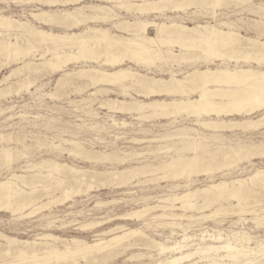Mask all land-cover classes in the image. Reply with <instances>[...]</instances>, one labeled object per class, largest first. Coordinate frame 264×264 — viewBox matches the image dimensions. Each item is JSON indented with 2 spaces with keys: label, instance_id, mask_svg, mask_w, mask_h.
Listing matches in <instances>:
<instances>
[{
  "label": "rangeland",
  "instance_id": "rangeland-1",
  "mask_svg": "<svg viewBox=\"0 0 264 264\" xmlns=\"http://www.w3.org/2000/svg\"><path fill=\"white\" fill-rule=\"evenodd\" d=\"M108 1L109 0H85V1L79 0L76 3L72 2L74 5L72 3L71 4L68 3L69 5L64 4V5H58L56 7H50L47 4L43 3L42 1H38V0H19V1L0 0V16L9 17V18H12V19L18 20V21L21 20V22H27L29 25L31 24V26L34 28L43 29L45 31H50L53 33H63L65 31H67V32H74L75 31L76 33H78V31L80 32L85 27L90 26V27L105 28L109 33H111L113 35L117 34L118 36H125V37H132V35H128L129 33L125 32L123 29H118L115 26V24H119V23L125 24L126 22H135L136 19L137 20H140V19L141 20H147V21L153 20L154 22H167L170 19V20H173L174 22L183 23V24H186L189 26L207 25L208 23H209V25L216 26L219 24V22H221V19H222L223 20L222 22L227 21V23H229V24L231 23L230 28L238 31L239 34L241 36H243V39L241 41L239 48L236 49L235 52L232 51V45H230V44H228L229 47L227 45H226V47H225V45H223L221 48L218 47L217 50L219 51V53H221V52L224 54L231 53V52H233V53L231 54V57L228 56L227 54L225 55V57H220V56L218 57L217 56L218 59L216 56L212 57V58H214L213 60H214L215 65L221 64L223 62L225 66L230 67V68L249 67V68H253L255 70L259 69V70L264 71V56H261V54H254L256 57H259V55L261 56L260 61H256L254 58L255 56L250 57L248 59L244 58L246 51H248L249 53H251V55H253V52L259 50V47H248V49H244V47L247 46V43H246L247 38H252L254 40L257 39L258 41H264V25L258 24V22H260V20L262 18L261 15L263 12L261 10H262V8H264V0H240L241 2L244 1L242 3L239 2L241 4L230 1L228 4H225V5L216 7V8L210 7V6H207L206 8H204V7L201 8L198 6V8H197L196 6H194L193 8L188 7L187 8L188 10L186 9L185 11H179V12L166 9V10H163L161 12L163 14H161V13H155L154 14L152 12L148 13V14H141V13L137 12V10L135 11V9H136L135 6L133 7V5L131 4L133 2L132 1L130 2L129 0L123 1V3L126 5V8L123 5L120 6V4L115 0H110L109 2ZM249 1H250V4H249ZM19 4H20V6H19ZM94 4L95 5H101L102 4V6L104 7L105 10L103 9V11L101 10V11H98L96 13L98 15L100 14V17L102 15L103 16L107 15L106 18L105 19L101 18L98 21H97V19L96 20L90 19V20H88L89 22L88 21L84 22L83 25L80 24L79 27H77V28L75 27V29L71 28L72 30L67 28V27H65L66 29L65 28L63 29V26H59V25L55 26L54 24L52 25L51 23L45 24L43 22L44 24H42V23H40L41 21H38L37 19L35 20V18L32 17L33 13H38L42 9L43 10H45V9L46 10H52V11L56 10L58 12V11H61V9H62V11L65 9L69 11V10H72L74 8H78L80 11L83 10L82 12H85V11L90 12L89 11L90 9L87 7H89L90 5H94ZM45 5H47V6H45ZM243 5H244V7H243ZM258 5H259V7H258ZM127 6H129L130 8H128ZM243 8H244V10H242ZM257 8H259L260 10ZM23 9H24V11H23ZM85 9H87V10H85ZM34 10H35V12H34ZM171 11H173V12H171ZM194 12H197V13H194ZM254 12H256V13H254ZM105 13H107V14H105ZM109 13H111V15ZM185 13H187V14H185ZM257 13H258V15H257ZM137 14H139V15H137ZM231 14H232V16H231ZM259 14H261V15H259ZM212 15H215V19H217L218 21L215 19H212ZM29 16L32 18H30ZM237 16H239V17H237ZM172 17H174V19H172ZM224 19H226V20H224ZM45 25H47V26H45ZM224 29L226 30L227 28H224ZM12 31L8 32V34L10 33V35H11L9 37V40L11 42H15L14 41L15 37L13 34H18V32L16 30H14V32H12ZM153 33L154 32H151V34H153ZM6 34H7L6 31H4V30L1 31L2 37L6 38L7 37ZM1 35H0V38H2ZM12 37H14V39H12ZM18 41L20 42V44H22V42H23L21 40H18ZM23 44H22V46L24 48L28 47V46H26L25 42H23ZM163 45L164 46H161L162 50H164V51L171 50L172 52L170 54H175V55H179L180 53L184 54L185 57L188 56L187 61H189V62L183 60V61H180L181 63L179 62L180 64L179 63L176 64V62L175 63L170 62L171 60H169V59L168 60L163 59L164 61H162V60L159 61V60H157V58H154L152 60L153 62H150V61L146 62V63L145 62L144 63L138 62V63H140V64H138L135 61L133 62L131 60L126 59L127 61L125 60V62L122 64V67L127 68L131 71L133 70V72L143 74V75H146L148 77L167 78L170 75L171 71H175V72L178 71L179 72L178 74H180V75H178V77H183L184 73L187 71H190V69L192 70L194 68V66L198 67V68H203V67L208 66V61L212 59V58H209V54L202 49H198V50L197 49H193V50L190 49V51L187 50V52H186V51H181L180 46H178V44H175V43L163 44ZM42 48H44V49H42ZM34 49H33L34 51L32 50L33 52L28 54V55H31L30 57L28 55L26 56L29 58H26L24 55L21 58L19 57V62H18V60L14 61L13 58L8 59L7 57L1 55L2 57L0 56V58H1L0 66L1 65L2 66L0 67V80L4 76H8L12 72L11 70L22 66L24 62H27V61L38 62L40 59L39 57L42 54V50H43V52L46 51L45 50L46 47H44V46L38 47V45H37L36 48H34ZM65 50L69 51L68 48L64 49V51ZM68 51H66V52H68ZM73 51H74V53L77 52V50L75 48H74V50L73 49L71 50L72 53H73ZM36 52L39 55L36 54ZM46 54H47V57L45 55V58H50L51 54L49 52H47ZM35 55H36V57H35ZM165 56H166V58H168L167 55H165ZM32 57H34V59ZM210 57H211V55H210ZM23 58H25L24 61H23ZM30 58H31V60H30ZM101 59H104V56H102V58H100V60ZM206 60H208V61H206ZM16 62H18L19 64ZM86 62L88 64H86ZM4 63L7 65V66L5 65L6 67L4 66ZM171 64L173 67L171 66ZM17 65H19V66H17ZM83 65L84 66L87 65L86 67H88V66H96L97 64L94 62H91V61L90 62L85 61L83 59L77 60V61H69L67 63V65H65L64 71L73 73L74 71H78L79 68L84 67ZM79 66H81V67H79ZM209 66L212 67L213 64L211 63V64H209ZM47 67L48 66H40L38 69L40 73L38 72V70L31 72L28 69H24V71H22V72L20 71V73L18 72V74H16L17 73L16 72L13 76H10L11 78H8V79H12V80H8L11 84L8 83V81H5L6 84L8 83V85H6L5 83L0 84V112H1L0 113V150H1V148H3L4 150H7L10 148L9 150H11L12 154H14L12 161H10L8 163L2 161L4 164L1 163V161H0V163L3 164V165L0 164L1 165L0 169L3 167L0 170L1 171L0 175H2V176H0V182L5 181V179L7 180L13 174L24 176L25 180L28 181L35 174L38 173V169H36V168L34 169L32 167L33 166H39L43 162H54L58 165H64V166L66 165L65 166L66 169L73 168L76 170H87L88 172H91V173H89L90 175H94V173H97V174L99 173V174L95 176L94 181H93L94 184L93 183L91 184L92 188L87 189L86 186H82L81 187L82 189H80V191L78 193L72 195L70 198L65 199L64 201H60V195L61 194H60V191L58 189H56L55 186L53 187L54 189L52 188L53 190H49L48 192H45L44 190H42L43 189L42 183H40V184L36 183V184H34L35 186L34 185L29 186L30 190H28L29 189L28 186L25 187V186L21 185V183H18L19 186L22 187L23 190L28 191V192L34 191L36 189L35 190L36 193H34V195L36 194L35 196H37L39 198L41 196L42 197L35 202V205H30L31 206V207L29 206L30 208L25 207L26 210L28 208L30 209V210L28 209L27 211L23 208V209H19V210L15 211L16 212L15 213V212H12V210H10V209H7L8 211L7 210L5 211L6 208H3L2 210L0 208V234L4 235L6 237H9V238L15 239L18 244L24 243V242H29V243H31L32 247L34 246V249H39L40 247H43L44 243L45 244L49 243L51 245H54L55 248L58 247L57 249L63 250L64 245L61 243V241H52L50 239H45L44 236L45 235H52V236L58 237L60 240L61 239L67 240L68 243H70V244H71L70 241L72 239H78L81 241H85L89 244H93V243H95V240L97 238H103L105 240H109L113 236V234L112 233H106V232L109 231L111 228H113L116 225H121V226L123 225V226H125V229H137V230H139L140 232H142V235H139V236L133 235V236H129V237L123 239L120 242L123 244L119 243V245L117 246L118 249L116 247L112 251V253L109 254L105 258H103L104 255L102 253L95 252V253L91 254V256H89L87 259H82V258L79 259L77 257L76 258L77 260L75 259L76 261H74L70 264H76V263L77 264H88V263L89 264H94V263H96V264H158L159 261L164 260V258L169 257L170 255L165 254V256H164V254L157 253L158 251H156V249L154 247H152L153 241L158 242V243H162L164 245H168L167 242L169 241V243H171L169 245H172V243L175 241H179V240L181 241L184 238V233H185L186 235L191 236V239L188 242L189 246H188V249L186 251L182 250L179 253L180 254L181 253L186 254L187 252H195L194 248H196V246L200 242L199 239L201 237V234H205L207 232V234L213 235L216 237L221 234L220 235L221 239H222L220 241L221 243H215V245H218V246L222 245L224 242H231V243H237V242L243 243L244 241H246L247 243L249 242V244H246L245 246H248L251 249L252 248L254 249L253 254H251V257H250V259L253 260L252 264H264V260L262 259V258H264V255H263L264 249H262L260 246L256 247V245H259L260 242H262V241L264 244V220H261V218L264 217V207H263L264 206V192L263 191L259 192V188H258L259 187L258 185H260L259 182H254L255 183L254 184V183L250 182V180H249V178L251 176H253L256 173V171H258V170L264 171V156H263L264 155V145H263L264 142H262V141H264V126H260L258 128L259 130L257 128H256L257 130L256 129L252 130L250 128L246 130L245 128H243V126H240V127H233L231 129L230 128H225V129L220 128V129H218V131L217 130L214 131L213 129H209V128L207 129L205 127L197 125V123L194 121L195 118L185 117L184 114H182L183 116L182 115L178 116L177 121L173 122V123H168V120H166V119H159V118H155L152 116H149V117H151L150 120H148V117L145 118L146 120L144 119V117H140V120H139V119H136V118H139L136 115L127 114V113H118V112H117L118 113L117 114L116 112H112V111L108 110V108L106 106L101 105V103L102 104L108 103L112 99H117V100H122L124 98H126L127 100L132 99L130 97L123 96L121 94V92H119V91H121L119 86L114 85V86L108 87V85H106V86L103 85V87H102V85H100L98 87L92 86V88H93L92 89L91 86H88L84 83L85 80L80 81V79H77L74 75L65 77V76H63L64 71H57L55 73L50 72L51 71L50 68L49 67L47 68ZM40 68H41V70H40ZM42 70H44L46 72L44 73V71H42ZM48 70H50V71H48ZM168 71H170V72L168 73ZM34 72L35 73L38 72V73L34 74ZM180 72H183V73H180ZM42 73H43V75H42ZM19 74L22 75V77ZM29 74L33 75V77L28 76ZM39 76H40V78H38ZM26 77H30L33 84L35 85V86L32 85L31 87H33V88L30 87V89L28 90L30 93L28 91L26 92V90H24V89L19 90L20 83H22L21 81H23ZM74 77L77 80H75ZM35 78H37V79H35ZM64 78H66V80ZM19 80H20V82H19ZM39 80H41L42 82L41 81L39 82ZM69 80H71L72 82L74 81V82L73 83L71 81L69 82ZM65 81H67V82H65ZM60 82H62V83L60 84ZM15 83L17 85H15ZM79 85H81V86L79 87ZM258 85L260 86V88L264 89V80L263 79L260 80L258 82ZM9 86H10V88H9ZM58 86L60 87V89ZM63 86H64V88H63ZM55 87L57 89H59L58 90L59 93H57L58 91L55 89ZM240 87H242V86H240ZM40 88L42 89V91L40 90ZM86 88H91V89H86ZM102 88H103V90H102ZM108 88H111L112 91L111 90L108 91ZM238 88H239V86L237 87V89ZM65 89H67V90H65ZM82 89L84 90V92ZM99 89H101V90H99ZM10 90H11V92H10ZM75 91L77 94L75 93ZM132 91L135 92L134 90H132ZM132 91L130 92V94L132 95L133 98H135L137 100H146L143 95L142 96L137 95L136 92L133 93ZM18 92L19 93L21 92L23 94L20 93V96H19ZM33 92H35V93H33ZM105 92L108 94H105ZM25 93H26V95H25ZM37 93H38V95H37ZM62 93H64V94H62ZM119 93H120V95H117ZM14 94H16V95H14ZM79 94H81L82 96ZM101 94L104 96H102ZM92 95H94V96H92ZM2 96H4V97H2ZM58 96H60V97H58ZM49 97L50 98L52 97V98L50 99ZM68 97H69V99H68ZM192 97H196V94H194ZM261 98H262L261 100H263L264 97L262 96ZM83 99H84V101H83ZM56 100H57V102H56ZM78 100H79V102L77 103ZM85 100H86V102H85ZM89 101L90 102L92 101V102L90 103ZM33 102L35 103L34 105H33ZM65 102H67V103H65ZM70 103H72V104L70 105ZM53 106H55V107H53ZM57 106H59V107H57ZM73 106H75V107H73ZM49 107H51V108H49ZM98 107L101 109H99ZM103 107L106 109H104ZM13 109H14V111H13ZM45 109H47V111ZM48 109L51 111H49ZM52 109H53V111H52ZM9 110H11L13 112H11V111L9 112ZM58 110L60 112L62 111V113H59ZM72 110H74V111H72ZM108 111H110L111 113ZM262 112H263V110L261 112L257 111L255 113V115L251 116V118L253 120L261 119L262 118L261 117ZM67 113H69V115H67ZM93 113H97V114L94 115ZM60 114H62V115L60 116ZM90 114L92 116H90ZM18 115H19V117H18ZM20 115L27 116V117H23ZM88 116H89V118H88ZM130 116H132V117H130ZM10 117H12L11 120L9 119ZM13 117H15V119ZM35 117H37V119ZM96 117H97V119H96ZM240 117L241 116H236V117L234 116V117H231L230 119H233L236 121L237 120L242 121L243 117H241V118ZM141 118H142V120H141ZM19 119H20V122H19ZM43 119H44V121L45 120L46 121L45 122L42 121ZM93 119H95V120H93ZM156 119H158V120H156ZM204 119H207V117H204ZM227 119L228 118H226V120ZM13 120H15V121H13ZM85 120H87V121H85ZM21 121H23V122H21ZM61 121H63V122H61ZM262 121L264 122V120H262ZM15 122H17V123H15ZM25 122H27V124ZM12 123L14 124L15 127L12 125ZM23 123H25V124H23ZM61 123H63L65 126L61 125ZM95 123L99 126H97ZM113 123H114V125H110ZM122 123L123 124L125 123L126 125L125 124L123 125ZM44 124H47L48 127L45 126ZM121 124L125 127V129ZM33 125H35V126H33ZM21 126H23V127L25 126V127L23 128ZM94 126L97 127V130ZM112 126H114V127H112ZM131 126H132V128H131ZM60 128H61V130H60ZM91 128H92V130H91ZM178 129H180V130H178ZM71 130H73V131H71ZM137 130H139V131H137ZM244 130H246V131H244ZM64 131H65V133H64ZM66 131H68V132H66ZM136 132H138V133H136ZM176 133H185V134H187V136H189V138L191 137V139H186V141L183 140L182 141L183 144H182V142L180 144V140L178 138H173V139L167 138L169 136V134L173 135ZM2 134L4 136L5 135L6 136L4 137ZM147 134H149V135H147ZM159 134H160V136L158 138L157 136ZM37 135L43 136L44 138L39 137ZM58 135H61V136H58ZM164 135L166 137H163ZM209 135H211L213 138ZM22 136H23V138H22ZM29 136L31 139L29 138ZM220 136H222V137L220 138ZM16 137L17 138L19 137V138L17 139ZM118 137H121L123 140L121 138H119L120 139L119 140ZM192 137H196L197 139L195 138V140H193ZM215 137H216V139H215ZM1 138H3V139L1 140ZM25 138H26V141H25ZM36 138H38V140L39 139L40 140L38 141ZM175 139H177V140H175ZM210 139H212L213 142H210V141H212ZM224 139H226V140H224ZM31 140H33V141H31ZM151 140H152V142H151ZM161 140H164V141L162 142ZM206 140L208 142L205 143L204 141H206ZM11 141H15V143L11 142ZM16 141H18V142H16ZM23 141H24V143H23ZM41 141H43V142H41ZM44 141H46V142H44ZM63 141H65V142H63ZM137 141H141V142H137ZM147 141H149V142H147ZM219 141H220V143H219ZM227 141H229V142L227 143ZM258 141H260L261 143ZM32 142H35V143H32ZM66 142H68L70 144H68ZM71 142L78 144L77 149L78 148H80V149L84 148V149L83 150H80V149L77 150L76 149L77 150L76 152L68 153L69 150L75 149V148L73 149V145L71 144ZM129 142L131 145L129 144ZM239 142H242V143H239ZM16 143H18V145ZM43 143H44V145H42ZM46 143H49V144H46ZM141 143H142V145H141ZM194 143L196 144L194 150H193V148H192V150L191 149H187V150L184 149V147H187L188 145H191ZM230 143H232L233 145L232 144L230 145ZM26 146H28V147H26ZM32 146H33V148H32ZM38 146H39V148H36ZM47 146H49V147H47ZM60 146L61 147L63 146L65 148L64 149L61 148L63 150H59ZM68 146L69 147L72 146V147L69 148ZM146 146H147V148H146ZM164 146H165V148H164ZM237 146H238V148H240V146H242L241 150H243V151L240 150L239 154L236 155L234 153V151L236 149H238ZM127 147H129V148H127ZM260 147L261 148L263 147V148L260 149ZM21 148L22 149L24 148L23 149L24 151ZM28 148H29V150H28ZM40 149H42V150H40ZM183 149L186 151H184ZM50 150L53 152L51 153ZM198 150H200V152L202 150V152L200 153V152H198ZM114 151H116V152H114ZM133 151H135V152H133ZM192 151H195V152H192ZM66 152L68 153V156H67ZM82 152L84 154H82ZM86 153L89 155H87ZM144 153H146L147 156ZM69 154H72V155H69ZM119 154H121V155H119ZM130 154H132V155L134 154V155L130 156ZM194 154H197L199 156V159L198 160L195 159L193 161H185L187 163H186V165H184L183 169L181 167H179V168H167V169H162V170L152 172V173H146L143 175L141 174V173H144L147 171H151L154 168H156L157 166L162 165L163 163H167L171 159L176 158L177 156H184V157L190 158V157H193ZM106 155L109 157L106 158L105 157ZM234 155H236V156H234ZM249 155H251V156H249ZM254 155H256V156H254ZM15 156H17L19 158V160H17L18 158ZM79 156H80V158H79ZM90 156H92V157H90ZM134 156H136V158ZM104 157H105V159H104ZM115 158H116V160H115ZM13 160H16V161L14 162ZM30 160L32 162H30ZM56 160L59 162H57ZM248 160L250 163L247 162ZM33 161H35V162H33ZM23 165H25V166H23ZM21 166H23V167H21ZM5 167H7V168H5ZM79 167H81V168H79ZM123 167L125 169H123ZM4 168H5V170H4ZM251 168H253V169H251ZM28 169L30 170V172ZM126 169H136L137 172L134 171L132 174H129L128 177H126L127 174L123 175V176H121V179L119 178V179H117V180L115 179L113 181H111L112 177H110V175H107L111 172L123 171ZM203 169H208V170L202 171ZM41 171H42V169H41ZM46 171L47 170L43 169L42 174L46 175V173H48ZM66 173H67V171H66ZM27 176H28V178H27ZM54 176H58V175L54 174ZM40 179H43V178H39L36 181H42ZM119 180H127L125 183L127 185L118 184L120 182ZM237 180H246V183L243 184V186L241 185V187L237 186V188H233V190H235L234 191L235 195H233V196L225 195V197H223L222 199L220 198L217 201L218 203H216V202L210 203L209 204L210 207H208V206L205 207L207 209L203 208L201 210H193V209L192 210L191 209L186 210V212H185L186 214L185 213L184 214L187 218L183 217L186 219H183L180 221L178 219L175 222V223H177L178 227L181 226L179 228L177 227V225L176 226L168 225L169 223L173 222L169 218H163V219H159V220H157V219L156 220H149V218H151L152 214L162 213L161 210L160 211L158 210L157 212L155 211L156 213L155 212H151V214L149 213L150 215L148 214L146 216V218L145 217L142 218L143 220L142 219H128L127 220V218H123V215L130 213L133 210L141 209L142 206L145 204V199H146L147 204L156 205V204H158L160 199H163L168 194L169 195L174 194V193L175 194L176 193L181 194L186 190H192L193 191L196 189H202L205 187H209L212 183H216V182L218 183L220 181H225L227 183H231L232 181H237ZM101 183H103V185H100ZM47 184L48 183H46V185ZM113 184H115V185H113ZM106 185H108V186H106ZM36 186H38V187L36 188ZM102 186H104V189L102 188ZM173 186H175V187H173ZM97 188L100 190H98ZM54 190H55V192H54ZM95 190H98V191H95ZM51 191H53V192H51ZM250 191L258 192L257 196H259V197L257 198L256 195H253V197H252V195L250 194ZM47 193L49 196L48 195L46 196ZM128 193H130V194H128ZM79 195H81V196H79ZM254 196H255V198H254ZM245 197L246 198L249 197L248 199H250V200H247L248 202H254L255 200L257 202L260 201V203L256 204V205L260 204L259 205L260 207L259 206L253 207V205H250L252 207L247 206V209L245 207L243 210L244 211L243 213L246 212L243 215L242 213H240L238 211V208H239L238 205L241 204V202H243L242 200ZM261 200H262V202H261ZM114 202L115 203L118 202V203L114 204ZM124 202H125V204H124ZM201 203L202 202L199 199L198 204H201ZM42 204H45L46 206L44 208H42V210H38L39 213L35 212L36 214L35 213L30 214L28 217V214L32 211V209H34L36 206H42ZM110 205L112 207H110ZM98 206H100V207H98ZM138 207H140V208H138ZM211 207H213V208H211ZM178 208H179V204L176 205V211H173L172 213L182 214L183 212ZM233 208H234V211L232 210ZM215 209L220 210V211L218 210L219 216H216V218H212V219H202V215H209ZM253 209H258V211L261 210L259 212L260 217L258 218L261 221V222L258 221L260 223L254 222L252 220V218H254L256 215L248 213L249 211H251ZM222 210H224V211H222ZM231 211H233V213H230ZM20 212H22V214ZM223 212H225V213H223ZM167 213H169V211ZM261 213H263V214H261ZM240 214H241V216H240ZM52 215H54L53 218H50V216L52 217ZM25 216H27V217H25ZM225 216L226 217L229 216V217L226 218ZM46 217L48 218V221L46 219H44ZM41 219H42V221H41ZM45 220H46V222H45ZM70 220H73V223ZM206 220H208V221H206ZM52 221H53V223H51ZM92 221H94V222L91 223ZM213 221H216V222H213ZM102 222H105V223L107 222V223L104 224ZM39 224L41 226H38ZM47 224H49L50 227H49V225L47 226ZM90 224H93V225H91L92 228H91ZM258 224H260V225H258ZM66 225H68V226H66ZM101 225H102V227H101ZM257 227H260V228H257ZM85 228L86 229L88 228L87 231ZM94 228H95V230H94ZM171 230H174V231H171ZM124 232L125 231H116L114 233L116 235H122ZM172 234L175 237H173ZM235 234L237 235L236 237L234 236ZM95 235H98V236H95ZM99 235H101V236H99ZM41 237H43L42 240L37 239V238H41ZM82 237H83V239H81ZM147 237H148L149 241L147 240ZM140 238H141V240H140ZM206 238L208 239V237H206ZM36 243L37 244L39 243V245H37ZM128 244H130V247ZM21 245L22 244L17 245V246L21 247ZM1 246H2V249H4V248L6 249V247H7L6 243L4 242L3 239H0V248H1ZM128 248H129V250L125 251V249H128ZM1 250H0V256L2 258L0 257V261L10 262L13 260L10 256L9 257L4 256L2 254V252L4 250H2V251ZM151 251H153V252H151ZM260 251H261V253H260ZM179 253L174 254V256H176L177 254H178L177 256H180ZM255 254H257V255H255ZM260 254H262V255H260ZM252 255H255V256H252ZM258 255H259V257H258ZM192 257L193 258H188L187 260L180 262V264H195V262H197L198 264L201 263L199 261L200 260L199 255H196V256L193 255ZM92 259H93V261H92ZM66 263H67V261H63V260H59V261L51 260L50 261V264H66ZM27 264H45V263L43 261H40V262L38 261L37 263H27ZM201 264H203V263H201Z\"/></svg>",
  "mask_w": 264,
  "mask_h": 264
},
{
  "label": "bare ground",
  "instance_id": "bare-ground-1",
  "mask_svg": "<svg viewBox=\"0 0 264 264\" xmlns=\"http://www.w3.org/2000/svg\"><path fill=\"white\" fill-rule=\"evenodd\" d=\"M6 1V0H5ZM13 1H19V0H13ZM38 1H42L43 3L47 4L50 7H56L58 5H64V4H68V3H76L79 0H38ZM85 1V0H84ZM110 1V0H109ZM108 1V2H109ZM117 1L120 6H125L126 5L123 3V1L125 0H115ZM130 2L132 1L133 3H131L133 5V7L135 6V11L137 10V12L141 13V14H148V13H161L163 10L169 9V10H173V11H185L188 7L193 8L194 6H196L198 8L199 7H204L206 8L207 6L210 7H219L225 4H228L230 1L235 2V3H239L241 2L240 0H129ZM4 2V1H3ZM31 2V1H30ZM114 2V1H113ZM244 2V1H242ZM241 2V3H242ZM9 3V2H8ZM16 3V2H15ZM72 3V4H73ZM129 3V2H128ZM239 3V4H241ZM17 4V3H16ZM28 4V3H27ZM30 4V3H29ZM80 4V3H79ZM83 4V3H82ZM112 4V3H111ZM127 4V3H126ZM250 4V1H249ZM259 4V3H258ZM262 4V3H261ZM45 5V6H47ZM69 5V4H68ZM74 5V4H73ZM131 5V6H132ZM245 5V4H244ZM243 5V7H244ZM20 6V4H19ZM39 6V5H38ZM72 6V5H71ZM76 6V5H75ZM130 6V5H129ZM129 6H127L128 8H130ZM192 6V7H191ZM232 6V5H231ZM253 6V5H252ZM67 7V6H66ZM82 7V6H81ZM110 7V6H109ZM247 7V6H246ZM259 7V5H258ZM86 8V7H85ZM88 10L90 12H82L80 11L78 8H74L72 10H63L61 9V11H52V10H41L38 13H33L32 17L35 18V20L37 19L38 21H41L40 23L42 24H54L55 26L59 25V26H63V29L65 27L71 29H75V27H79V25H83L84 22H87L88 20L92 19V20H96L97 21L99 19H105L106 16H101L100 14L98 15L96 12L98 11H103L104 7L101 5H90ZM115 8V7H114ZM121 8V7H120ZM189 8V9H190ZM55 9V8H54ZM112 9V8H111ZM134 9V8H133ZM236 9V8H235ZM253 9V8H252ZM251 9V10H252ZM259 9V8H257ZM87 10V9H85ZM105 10V9H104ZM188 10V9H187ZM192 10V9H191ZM239 10V9H238ZM244 10V8L242 9ZM250 10V9H249ZM260 10V9H259ZM24 11V9H23ZM32 11V10H31ZM111 11V10H110ZM129 11V10H128ZM171 11V12H173ZM248 11V10H247ZM246 11V12H247ZM254 11V10H253ZM252 11V12H253ZM263 13L262 18L260 20V22H258V24H263L264 25V8H262L261 10ZM260 11V12H261ZM2 12V11H1ZM4 12V11H3ZM35 12V10H34ZM109 12V11H108ZM198 12V11H197ZM194 12V13H197ZM201 12V11H200ZM258 12V11H257ZM5 13V12H4ZM3 13V14H4ZM199 13V12H198ZM256 13V12H254ZM23 14V13H22ZM107 14V13H105ZM111 15V13H109ZM163 14V13H161ZM160 14V15H161ZM187 14V13H185ZM192 14V13H191ZM228 14V13H227ZM31 15V14H30ZM113 15V14H112ZM117 15V14H116ZM139 15V14H137ZM224 15V14H223ZM258 15V13H257ZM232 16V14H231ZM11 17V16H10ZM18 17V16H17ZM30 17V16H29ZM30 17V18H32ZM239 17V16H237ZM255 17V16H254ZM253 17V18H254ZM33 18V19H34ZM109 18V17H108ZM107 18V19H108ZM116 18V17H115ZM168 18V17H167ZM166 18V19H167ZM181 18V17H180ZM256 18V17H255ZM24 19V18H23ZM110 19V18H109ZM108 19V20H109ZM172 19H174V17H172ZM212 19H215V15H212ZM241 19V18H240ZM123 20V19H122ZM134 20V19H133ZM170 20V19H169ZM167 22H154L152 21H147V20H137L135 22H124L125 24L119 23V24H115V26L118 29H123L125 32L129 33L128 35H132V37H125V36H118L117 34H111L109 33L105 28H99V27H90L87 26L85 27L82 31H78V33L74 32H63V33H53L50 31H45L43 29H38V28H34L31 26V24L29 25L27 22H21L18 20H14L12 18L9 17H5V16H0V35H1V31L4 30L7 32L6 34V38L5 37H1L0 38V56L3 55L5 57H7L8 59L13 58L14 61L18 60L19 62V57L21 58L23 55L26 57L28 54H30L31 52H33L36 48V46H44L46 47V51L43 52L42 50V54L40 55V59L38 62H32V61H27L24 62L22 66L17 67L13 70H11L12 72L8 75V76H4L1 80H0V84L5 83V81L8 80H12V79H8L11 78L10 76H13L16 72V74H18V72L20 73V71H24V69H28L31 72L32 71H37L39 69L40 66H48L50 68V72H57V71H64V67L65 65H67V63L69 61H77V60H85V61H91L96 63V66H84L82 68H79L78 71H74L73 73L71 72H67L64 71V75L65 77L67 76H72L74 75L77 79H80V81H84L85 80V84L88 86H100L103 85L106 86H119L121 91V94L125 97H130L132 99L127 100L126 98L122 99V100H117V99H112L110 100L108 103L102 104L108 108V110L112 111V112H118V113H127V114H133L136 115L140 120V117H144V119L146 117H148V120H150L151 117H155V118H159V119H166L168 120V123H173L177 121L178 116H181L182 114L185 115V117H191V118H195V122L197 123V125H200L202 127L205 128H209V129H213L214 131H218V129H225V128H233V127H240L243 126V128L247 129H258L260 126H264V122L262 120H264V98L263 100H261L262 96L264 97V89L260 88V86L258 85V82L260 80H264V71L262 70H255L253 68H249V67H234V68H230L224 65V63L222 62L221 64L215 65L214 63V58L212 57H225V55L227 54L228 56L231 57V53H219V51L217 50L218 47H222L223 45L228 46V44L232 45V51L235 52L236 49L239 48L241 41L243 39V36H241L239 34L238 31L231 29L230 28V24L226 22H222L223 20L221 19V22H219L218 25L216 26H212L209 25V23L207 25H194V26H189L183 23H178V22H174L173 20ZM178 20V19H177ZM217 20V19H215ZM226 20V19H224ZM26 21V20H25ZM182 21V20H181ZM218 21V20H217ZM44 22V23H43ZM89 22V21H88ZM92 22V21H91ZM106 22V21H105ZM255 22V21H254ZM36 23V22H35ZM38 25V24H37ZM89 25V24H88ZM47 26V25H45ZM51 26V25H50ZM49 26V27H50ZM255 26V25H254ZM53 27V26H52ZM40 28V27H39ZM55 28V27H54ZM224 28H227L226 30ZM60 29V28H59ZM66 29V28H65ZM115 29V28H114ZM13 30V31H12ZM14 30H16L18 32V34H13L14 37H12V39H14L15 42H11L9 40V37L11 36L10 33L8 34L9 31L14 32ZM72 30V29H71ZM16 32V33H17ZM120 32V31H119ZM151 32H154L153 34H151ZM124 33V32H123ZM12 35V36H13ZM18 40H21L23 42L26 43V46L28 47H23L22 44H20V42ZM178 44V46H180V50L181 51H186L190 49H202L204 51H206L209 54V58H212L211 60H206L208 61V66L203 67V68H198L195 67L190 71H187L184 73L183 77H178L179 72H175V71H168V73L170 72V75L167 78H162V77H148L146 75L143 74H139L136 72H133V70H129L127 68H123L122 64L125 62V60H131V61H135L136 63L138 62H153L152 60L154 58H157V60H162L166 59V60H171L170 62H176V64H178L180 61H187L188 56L185 57L184 54H179V55H175V54H170L172 51L171 50H162L161 46H164L163 44ZM246 43L247 46L244 47V49H248V47H259V50L253 52V55H251V53H249L248 51H246L245 53V57L246 59L255 56L254 54H261V56H264V41H258L257 39H252V38H247L246 39ZM24 45V44H23ZM229 47V46H228ZM27 48V49H26ZM68 48V50H65ZM74 48L77 50V52L73 53L71 52V50ZM219 48V49H220ZM234 48V49H233ZM34 49V50H33ZM40 49V48H39ZM38 49V50H39ZM44 49V48H42ZM33 50V51H32ZM100 50V51H99ZM36 51V50H35ZM40 51V50H39ZM68 51V52H66ZM47 52H49L51 54L50 58H45V55L47 57ZM36 54H38L36 52ZM39 55V54H38ZM37 55V56H38ZM168 56V58H166V56ZM211 55V57H210ZM29 57L31 55H28ZM33 56V55H32ZM102 56H104V59H101ZM227 56V57H228ZM258 56V55H257ZM254 57L256 61H260V57ZM2 57V56H1ZM26 57V58H29ZM36 57V55H35ZM217 57V59H218ZM240 57V56H239ZM34 59V57H32ZM5 59V58H4ZM3 59V60H4ZM25 58H23L24 61ZM229 59V58H228ZM1 60V58H0ZM6 60V59H5ZM31 60V58H30ZM38 60V59H37ZM126 60V61H127ZM165 60V61H166ZM191 60V59H190ZM221 60V59H220ZM13 61V60H12ZM248 61V60H247ZM2 62V61H1ZM11 62V61H10ZM16 62V63H18ZM189 62V61H187ZM191 62V61H190ZM83 63V62H82ZM142 63V64H143ZM166 63V62H165ZM181 63V62H180ZM179 63V64H180ZM213 64V66H209V64ZM246 63V62H245ZM255 63V62H254ZM3 64V63H2ZM8 64V63H7ZM12 64V63H11ZM19 64V63H18ZM22 64V63H21ZM85 64V63H84ZM86 64H88L86 62ZM91 64V63H90ZM93 64V63H92ZM128 64V63H127ZM140 64V63H138ZM173 64V63H172ZM171 64V66H172ZM6 64L4 63V66ZM14 65V64H13ZM170 65V64H169ZM174 65V64H173ZM2 66V65H1ZM0 66V67H1ZM3 66V67H4ZM7 66V65H6ZM5 66V67H6ZM19 66V65H17ZM179 66V65H178ZM47 67V68H48ZM81 67V66H79ZM126 67V66H125ZM173 67V66H172ZM177 67V66H176ZM42 68V67H41ZM40 68V70H41ZM44 69V68H43ZM47 70V69H46ZM27 71V70H26ZM29 71V72H30ZM44 71V70H42ZM72 71V70H71ZM39 72V70H38ZM37 72V73H38ZM46 71H44L45 73ZM25 73V72H24ZM27 73V72H26ZM34 72V74H37ZM40 73V72H39ZM63 73V72H62ZM183 73V72H180ZM6 75V74H5ZM20 75V74H19ZM18 75V76H19ZM43 75V73H42ZM22 77V75H20ZM28 76H32L31 74H29ZM37 76V75H36ZM58 76V75H57ZM74 77V78H75ZM20 78V77H19ZM40 78V76L38 77ZM72 78V77H71ZM75 78V80H77ZM17 79V78H16ZM15 79V80H16ZM37 79V78H35ZM66 80V78H64ZM62 80V79H61ZM74 80V79H73ZM41 80H39L40 82ZM63 81V80H62ZM68 81V80H67ZM65 81V82H67ZM71 80H69L70 82ZM79 81V80H78ZM20 82V80H19ZM22 83H20L19 86V90H26V92L30 89V87L33 84L32 80L30 77H26L23 81H21ZM38 82V83H39ZM42 82V81H41ZM68 82V83H69ZM72 82V81H71ZM74 82V81H73ZM72 82V83H73ZM8 83H10L8 81ZM8 83L6 85H8ZM36 83V82H35ZM62 82H60L61 84ZM11 84V83H10ZM65 84V83H64ZM81 84V83H80ZM15 85H17L15 83ZM42 85V84H41ZM57 85V84H56ZM55 85V86H56ZM66 85V84H65ZM71 85V84H70ZM262 85V84H261ZM2 86V85H1ZM12 86V85H11ZM35 86V85H34ZM60 86V85H59ZM58 86V87H59ZM67 86V85H66ZM72 86V85H71ZM70 86V87H71ZM81 85H79L80 87ZM239 86V88L237 89V87ZM242 86V87H240ZM57 87V86H56ZM55 87V89L58 91L60 89H57ZM10 88V86H9ZM13 88V87H12ZM33 88V87H31ZM64 88V86H63ZM91 88H86V89H91ZM3 89V88H2ZM1 89V90H2ZM8 89V88H7ZM39 89V88H38ZM81 89V88H80ZM93 89V88H92ZM40 90L42 91V89L40 88ZM62 90V89H61ZM67 90V89H65ZM83 90V89H82ZM101 90V89H99ZM98 90V91H99ZM103 90V88H102ZM112 91L111 88H108V91ZM134 90L136 92L137 95H143L145 97L146 100H137L135 98L132 97V95L130 94V92ZM56 91V92H57ZM9 92V91H8ZM7 92V93H8ZM11 92V90H10ZM9 92V93H10ZM15 92V91H14ZM22 92V91H21ZM20 92V93H21ZM29 92V91H28ZM68 92V91H67ZM84 92V90H83ZM133 92V91H132ZM133 92V93H135ZM19 93V92H18ZM19 93V96H20ZM30 93V92H29ZM35 93V92H33ZM32 93V94H33ZM59 93V91L57 92ZM70 93V92H69ZM68 93V94H69ZM73 93V92H72ZM76 93V91H75ZM96 93V92H95ZM104 93V92H103ZM110 93V92H109ZM23 94V93H21ZM56 94V93H55ZM64 94V93H62ZM61 94V95H62ZM77 94V93H76ZM97 94V93H96ZM105 94H108L105 92ZM116 94V93H115ZM194 94H196V97H192ZM10 95V94H9ZM16 95V94H14ZM18 95V94H17ZM26 95V93H25ZM31 95V94H30ZM38 95V93H37ZM73 95V94H72ZM75 95V94H74ZM81 95V94H79ZM98 95V94H97ZM96 95V96H97ZM102 95V94H101ZM117 95H120L117 94ZM116 95V96H117ZM136 95V96H137ZM22 96V95H21ZM43 96V95H42ZM49 96V95H48ZM57 96V95H56ZM55 96V97H56ZM82 96V95H81ZM94 96V95H92ZM104 96V95H102ZM108 96V95H107ZM106 96V97H107ZM4 97V96H2ZM60 97V96H58ZM91 97V96H90ZM122 97V96H121ZM50 98V97H49ZM52 98V97H51ZM50 98V99H51ZM57 98V97H56ZM81 98V97H80ZM41 99V98H40ZM46 99V98H45ZM49 99V100H50ZM69 99V97H68ZM103 99V98H102ZM53 100V99H52ZM58 100V99H57ZM56 100V102H57ZM61 100V99H60ZM66 100V99H65ZM95 100V99H94ZM84 101V99H83ZM54 102V101H53ZM79 102V100L77 101V103ZM86 102V100H85ZM88 102V101H87ZM90 102V101H89ZM92 102V101H91ZM90 102V103H91ZM67 103V102H65ZM73 103V102H72ZM70 103V105L72 104ZM104 103V102H103ZM35 103L33 102V105ZM37 104V103H36ZM80 104V103H79ZM69 105V104H68ZM74 105V104H73ZM78 105V104H77ZM14 107V106H13ZM22 107V106H21ZM55 107V106H53ZM59 107V106H57ZM56 107V108H57ZM75 107V106H73ZM51 108V107H49ZM88 108V107H87ZM99 108V107H98ZM104 108V107H103ZM63 109V108H62ZM101 109V108H99ZM106 109V108H104ZM2 110V109H1ZM42 110V109H41ZM47 111V109H45ZM49 110V109H48ZM61 110V109H60ZM262 112L261 114V119H257V120H253L251 118V116L255 115V113L257 111ZM11 110H9L10 112ZM14 111V109H13ZM11 111V112H13ZM26 111V110H25ZM45 111V112H46ZM51 111V110H49ZM53 111V109H52ZM56 111V110H55ZM59 111V110H58ZM66 111V110H65ZM70 111V110H69ZM74 111V110H72ZM81 111V110H80ZM108 111V112H110ZM19 112V111H18ZM1 113V112H0ZM7 113V112H6ZM50 113V112H49ZM59 113H62V111ZM71 113V112H70ZM83 113V112H82ZM111 113V112H110ZM117 113V114H118ZM17 114V113H16ZM34 114V113H33ZM45 114V113H44ZM94 115L97 113H93ZM4 115V114H3ZM49 115V114H48ZM62 114H60L61 116ZM67 115H69V113H67ZM87 115V114H86ZM120 115V114H119ZM23 116V115H20ZM66 116V115H65ZM64 116V117H65ZM90 116H92L90 114ZM183 116V115H182ZM236 117V116H241L243 117V120L239 121V120H233L230 119L231 117ZM19 117V115H18ZM23 117H27V116H23ZM77 117V116H76ZM82 117V116H81ZM85 117V116H84ZM83 117V118H84ZM132 117V116H130ZM204 117H207V119H204ZM240 117V118H241ZM12 117H10L9 119L11 120ZM15 119V117H13ZM29 118V117H28ZM37 119V117H35ZM40 118V117H39ZM42 118V117H41ZM89 118V116H88ZM87 118V119H88ZM92 118V117H91ZM154 118V119H155ZM182 118V117H181ZM226 118H228L226 120ZM22 119V118H21ZM24 119V118H23ZM59 119V118H58ZM97 119V117H96ZM8 120V119H7ZM63 120V119H62ZM81 120V119H80ZM95 120V119H93ZM99 120V119H98ZM142 120V118H141ZM146 120V119H145ZM152 120V119H151ZM158 120V119H156ZM15 121V120H13ZM39 121V120H38ZM41 121V120H40ZM44 121V119L42 120ZM46 121V120H45ZM44 121V122H45ZM83 121V120H82ZM87 121V120H85ZM90 121V120H89ZM10 122V121H9ZM18 122V121H17ZM15 122V123H17ZM20 122V119H19ZM23 122V121H21ZM36 122V121H35ZM63 122V121H61ZM84 122V121H83ZM95 122V121H94ZM27 124V122H25ZM23 123V124H25ZM30 123V122H29ZM32 123V122H31ZM41 123V122H40ZM112 123V122H111ZM167 123V124H168ZM3 124V123H2ZM5 124V123H4ZM7 124V123H6ZM88 124V123H87ZM93 124V123H92ZM96 124V123H95ZM123 124V123H122ZM121 124V125H122ZM125 124V123H124ZM123 124V125H124ZM12 125L14 126V124L12 123ZM16 125V124H15ZM31 125V124H30ZM45 126H47V124H44ZM58 125V124H57ZM56 125V126H57ZM61 125H64L63 123H61ZM69 125V124H68ZM97 125V124H96ZM95 125V126H96ZM110 125H114L110 124ZM109 125V126H110ZM122 125V126H123ZM126 125V124H125ZM12 126V127H13ZM35 126V125H33ZM40 126V125H39ZM53 126V125H52ZM65 126V125H64ZM94 126V127H95ZM99 126V125H97ZM120 126V125H119ZM129 126V125H128ZM127 126V127H128ZM11 127V126H10ZM9 127V128H10ZM15 127V126H14ZM23 127V126H21ZM25 127V126H24ZM23 127V128H24ZM43 127V126H42ZM48 127V126H47ZM59 127V126H58ZM57 127V128H58ZM68 127V126H67ZM73 127V126H72ZM83 127V126H82ZM114 127V126H112ZM124 127V126H123ZM126 127V128H127ZM54 128V127H53ZM65 128V127H64ZM70 128V127H69ZM79 128V127H78ZM97 130V127H95ZM101 128V127H100ZM132 128V126H131ZM204 128V129H205ZM3 129V128H2ZM51 129V128H50ZM67 129V128H66ZM71 129V128H70ZM89 129V128H88ZM104 129V128H103ZM125 129V127H124ZM256 129V130H257ZM52 130V129H51ZM54 130V129H53ZM61 130V128H60ZM68 130V129H67ZM92 130V128H91ZM134 130V129H133ZM180 130V129H178ZM228 130V129H227ZM244 130V131H246ZM259 130V129H258ZM73 131V130H71ZM94 131V130H93ZM130 131V130H129ZM139 131V130H137ZM143 131V130H142ZM147 131V130H146ZM177 131V130H176ZM220 131V130H219ZM222 131V130H221ZM229 131V130H228ZM232 131V130H231ZM255 131V130H254ZM2 132V131H1ZM20 132V131H19ZM68 132V131H66ZM96 132V131H95ZM150 132V131H149ZM256 132V131H255ZM18 133V132H17ZM58 133V132H57ZM62 133V132H61ZM65 133V131H64ZM71 133V132H70ZM138 133V132H136ZM142 133V132H141ZM14 134V133H13ZM19 134V133H18ZM72 134V133H71ZM74 134V133H73ZM122 134V133H121ZM135 134V133H134ZM140 134V133H139ZM143 134V133H142ZM150 134V133H149ZM147 134V135H149ZM152 134V133H151ZM3 135V134H2ZM125 135V134H124ZM146 135V134H145ZM4 136V135H3ZM6 136V135H5ZM4 136V137H5ZM27 136V135H26ZM33 136V135H32ZM39 136V135H37ZM36 136V137H37ZM56 136V135H55ZM61 136V135H58ZM75 136V135H74ZM160 134L157 136L159 138ZM193 136V135H192ZM211 136V135H209ZM39 137H43V136H39ZM153 137V136H152ZM163 137H166L165 135ZM202 137V136H201ZM212 137V136H211ZM222 136H220L221 138ZM262 137V136H261ZM13 138V137H12ZM17 138V137H16ZM19 138V137H18ZM17 138V139H18ZM23 138V136H22ZM30 138V136H29ZM33 138V137H32ZM44 138V137H43ZM42 138V139H43ZM46 138V137H45ZM56 138V137H55ZM121 137H118V139ZM125 138V137H124ZM156 138V137H155ZM161 138V137H160ZM169 139H173V138H178L180 140V144L183 140L186 141V139H191V137L189 138V136H187V134L185 133H176L173 135H170L167 137ZM196 137H192L193 140H195ZM213 138V137H212ZM3 138H1L2 140ZM14 139V138H13ZM21 139V138H20ZM31 139V138H30ZM38 140V138H36ZM35 139V140H36ZM51 139V138H50ZM99 139V138H98ZM122 139V138H121ZM126 139V138H125ZM146 139V138H145ZM197 139V138H196ZM216 139V137H215ZM219 139V138H218ZM5 140V139H4ZM8 140V139H7ZM11 140V139H10ZM40 140V139H39ZM38 140V141H39ZM74 140V139H73ZM106 140V139H105ZM116 140V139H115ZM120 140V139H119ZM123 140V139H122ZM177 140V139H175ZM212 140V139H210ZM222 140V139H221ZM226 140V139H224ZM245 140V139H244ZM260 140V139H259ZM26 141V138H25ZM33 141V140H31ZM37 141V142H38ZM48 141V140H47ZM52 141V140H51ZM58 141V140H57ZM130 141V140H129ZM132 141V140H131ZM162 142L164 140H161ZM188 141V140H187ZM191 141V140H190ZM198 141V140H197ZM240 141V140H239ZM257 141V140H256ZM4 142V141H3ZM14 142L15 141H11ZM10 142V143H11ZM18 142V141H16ZM28 142V141H27ZM36 142V143H37ZM43 142V141H41ZM46 142V141H44ZM65 142V141H63ZM105 142V141H104ZM122 142V141H121ZM137 142H141V141H137ZM145 142V141H144ZM149 142V141H147ZM152 142V140H151ZM150 142V143H151ZM154 142V141H153ZM156 142V141H155ZM192 142V141H191ZM194 142V141H193ZM205 143L208 142L207 140L204 141ZM210 142H213L210 141ZM216 142V141H215ZM229 141H227L228 143ZM243 142V141H242ZM239 142V143H242ZM247 142V141H246ZM249 142V141H248ZM260 142V141H258ZM264 142V141H262ZM24 143V141H23ZM22 143V144H23ZM35 143V142H32ZM39 143V142H38ZM56 143V142H55ZM62 143V142H61ZM68 143V142H66ZM106 143V142H105ZM111 143V142H110ZM146 143V142H145ZM157 143V142H156ZM176 143V142H175ZM185 143V142H184ZM188 143V142H187ZM190 143V142H189ZM201 143V142H200ZM220 143V141H219ZM261 143V142H260ZM18 145V143H16ZM21 144V143H20ZM41 144V143H40ZM49 144V143H46ZM70 144V143H68ZM73 145V149L74 150H69L68 153H74L76 152L77 143H72ZM123 144V143H122ZM125 144V143H124ZM130 144V142H129ZM134 144V143H133ZM136 144V143H135ZM183 144V142H182ZM186 144V143H185ZM203 144V143H202ZM232 143H230L231 145ZM238 144V143H237ZM5 145V144H4ZM12 145V144H11ZM16 145V146H17ZM39 145V144H38ZM44 145V143L42 144ZM64 145V144H63ZM131 145V144H130ZM142 145V143H141ZM179 145V144H178ZM188 145V144H187ZM233 145V144H232ZM264 145V144H263ZM22 146V145H21ZM24 146V145H23ZM29 146V145H28ZM26 146V147H28ZM41 146V145H40ZM46 146V145H45ZM54 146V145H53ZM57 146V145H56ZM119 146V145H118ZM138 146V145H137ZM196 144H191L188 145L187 147H184V149H191L193 148V150L195 149ZM44 147V146H43ZM49 147V146H47ZM69 147V146H68ZM72 147V146H71ZM69 147V148H71ZM106 147V146H105ZM112 147V146H111ZM117 147V146H116ZM130 147V146H129ZM127 147V148H129ZM241 147L237 148L234 153L237 155L239 154V151L241 150ZM245 147V146H244ZM14 148V147H13ZM33 148V146H32ZM36 148H39L36 147ZM54 148V147H53ZM52 148V149H53ZM56 148V147H55ZM59 150H63L65 147H59ZM63 148V149H61ZM88 148V147H87ZM147 148V146H146ZM165 148V146H164ZM183 148V147H182ZM181 148V149H182ZM203 148V147H202ZM222 148V147H221ZM252 148V147H251ZM257 148V147H256ZM263 148V147H262ZM260 147V149H262ZM10 149V148H9ZM4 150L3 148H1L0 150V161L1 163L3 162H10L13 159V155L11 150ZM20 149V148H19ZM22 149V148H21ZM24 149V148H23ZM22 149V150H23ZM31 149V148H30ZM44 149V148H43ZM77 149V150H76ZM84 149V148H83ZM80 149V150H83ZM112 149V148H111ZM123 149V148H122ZM183 149V150H184ZM254 149V148H253ZM29 150V148H28ZM42 150V149H40ZM39 150V151H40ZM58 150V151H59ZM66 150V149H65ZM118 150V149H117ZM116 150V151H117ZM126 150V149H125ZM132 150V149H131ZM182 150V151H183ZM184 150V151H186ZM246 150V149H245ZM249 150V149H248ZM251 150V149H250ZM255 150V149H254ZM258 150V149H257ZM256 150V151H257ZM24 151V150H23ZM44 151V150H43ZM49 151V150H48ZM51 151V150H50ZM92 151V150H91ZM90 151V152H91ZM96 151V150H95ZM110 151V150H109ZM114 151V152H116ZM128 151V150H127ZM136 151V150H135ZM133 151V152H135ZM151 151V150H150ZM243 151V150H241ZM247 151V150H246ZM255 151V152H256ZM19 152V151H18ZM46 152V151H45ZM53 151H51L52 153ZM57 152V151H56ZM64 152V151H63ZM112 152V151H111ZM126 152V151H125ZM141 152V151H140ZM157 152V151H156ZM195 152V151H192ZM198 152H200V150H198ZM202 152V150H201ZM200 152V153H201ZM233 152V151H232ZM252 152V151H251ZM250 152V153H251ZM259 152V151H258ZM39 153V152H38ZM47 153V152H46ZM61 153V152H60ZM67 153V152H66ZM67 153V156H68ZM104 153V152H103ZM130 153V152H129ZM48 154V153H47ZM54 154V153H53ZM63 154V153H62ZM82 154H84L82 152ZM87 154V153H86ZM97 154V153H96ZM99 154V153H98ZM111 154V153H110ZM136 154V153H135ZM146 154V153H144ZM157 154V153H156ZM244 154V153H243ZM247 154V153H246ZM21 155V154H20ZM27 155V154H26ZM65 155V154H64ZM72 155V154H69ZM74 155V154H73ZM89 155V154H87ZM100 155V154H99ZM118 155V154H117ZM121 155V154H119ZM126 155V154H125ZM132 154H130L131 156ZM134 155V154H133ZM132 155V156H133ZM139 155V154H138ZM142 155V154H141ZM233 155V154H232ZM234 155V156H236ZM253 155V154H252ZM19 156V155H18ZM59 156V155H58ZM76 156V155H75ZM84 156V155H83ZM93 156V155H92ZM90 156V157H92ZM128 156V155H127ZM147 156V154H146ZM154 156V155H153ZM204 156V155H203ZM239 156V155H238ZM247 156V155H246ZM251 156V155H249ZM256 156V155H254ZM264 156V155H263ZM17 157V156H15ZM31 157V156H30ZM77 157V156H76ZM89 157V158H90ZM106 158L109 156H105ZM104 157V159H105ZM111 157V156H110ZM124 157V156H123ZM136 158V156H134ZM241 157V156H240ZM253 157V156H252ZM18 158V157H17ZM24 158V157H23ZM22 158V159H23ZM52 158V157H51ZM80 158V156H79ZM103 158V157H102ZM158 158V157H157ZM204 158V157H203ZM210 158V157H209ZM245 158V157H244ZM243 158V159H244ZM16 159V158H15ZM21 159V158H20ZM122 159V158H121ZM195 159H199V156L197 154H194L193 157H184V156H177L174 159H171L169 162L167 163H163L162 165L157 166L156 168H152L153 170L151 171H147L143 174L146 173H152V172H156L162 169H167V168H179L181 167L182 169L184 168V165H186L187 162L185 161H193ZM212 159V158H211ZM247 159V158H246ZM19 160V158L17 159ZM29 160V159H28ZM116 160V158H115ZM131 160V159H130ZM133 160V159H132ZM240 160V159H239ZM245 160V159H244ZM250 160V159H249ZM249 160L247 162H249ZM3 161V162H2ZM14 162L16 160H13ZM57 161V160H56ZM13 162V163H14ZM30 162H32L30 160ZM35 162V161H33ZM59 162V161H57ZM183 162V163H182ZM0 163V164H1ZM189 163V162H188ZM250 163V162H249ZM4 164V163H3ZM1 164V165H3ZM37 164V163H36ZM141 164V163H140ZM139 164V165H140ZM0 165V166H1ZM11 165V164H10ZM30 165V164H29ZM32 165V164H31ZM25 166V165H23ZM21 166V167H23ZM28 166V165H27ZM66 166V165H65ZM64 165H58L54 162H43L42 164H40L39 166H33L32 168H36L38 169V173L35 174L31 179H27L28 181L25 180L24 176H20V175H11L10 178H8L7 180L5 179V181H1L0 182V208L1 210L3 208H6L5 211L7 209L12 210V212H15L19 209H25V207H29L30 205H35V202L40 199L39 197L35 196L34 191L28 192L22 189V187L19 186L18 183H21V185L29 188V186L34 185V184H40L42 183L43 185V189L45 192H48L49 190H53L54 186L56 187V189H58L60 191V201H64L65 199L70 198L72 195L78 193L80 191V189H82V186H86L87 189L92 188V183L94 181V178L96 175H98L97 173H94V175H90L87 170H76L73 168H69L66 169ZM237 166V165H236ZM250 166V165H249ZM8 167V166H7ZM5 167V168H7ZM20 167V168H21ZM84 167V166H83ZM3 168V167H2ZM1 168V169H2ZM4 168V170H5ZM81 168V167H79ZM89 168V167H88ZM92 168V167H91ZM128 168V167H127ZM0 169V170H1ZM10 169V168H9ZM12 169V168H11ZM14 169V168H13ZM19 169V168H18ZM47 170L46 175L42 174V171ZM102 169V168H101ZM123 169H125L123 167ZM247 169V168H246ZM253 169V168H251ZM8 170V169H7ZM29 170V169H28ZM27 170V171H28ZM121 170V169H120ZM208 169H203L202 171H206ZM243 170V169H242ZM20 171V170H19ZM36 171V170H35ZM67 171V173H66ZM134 171L137 172L136 169H126L123 171H115V172H111L107 175H110L111 181L113 180H117V179H121V176L126 175V177L129 176V174H132ZM1 172V171H0ZM5 172V171H4ZM16 172V171H15ZM26 172V171H25ZM30 172V170H29ZM139 172V171H138ZM14 173V172H13ZM23 173V172H22ZM2 174V173H1ZM8 174V173H7ZM6 174V175H7ZM25 174V173H24ZM29 174V173H28ZM54 174H57L58 176H54ZM9 175V174H8ZM101 175V174H100ZM2 176V175H0ZM102 176V175H101ZM30 177V176H29ZM134 177V176H133ZM4 178V177H3ZM28 178V176H27ZM39 178H43L40 179L42 181H36ZM125 178V177H124ZM248 179V178H247ZM128 180V179H127ZM127 180H119L120 182L118 184H125ZM250 182L254 183V182H259L260 185H258L259 187V192L263 191L264 192V171H256V173L251 176L249 178ZM110 181V182H111ZM109 182V181H108ZM249 182V183H250ZM46 183H48L46 185ZM246 183V180H237V181H232L231 183H227L225 181H220V182H216V183H212L209 187H205L202 189H196V190H186L181 194H168L167 196H163V199H160L158 204L156 205H149L146 203V199H145V204L142 206L141 209L139 210H133L130 213H127L125 215H123V218H127L128 219H142V218H146V216L151 212H157L158 210L162 211V213L160 214H152L151 218H149V220H159V219H163V218H169L170 220H172V223H169L168 225L171 226H176L177 223L176 220L179 219L183 220L186 219L187 217L185 216V212L188 209H193V210H201L205 207H210L209 204L210 203H218L217 201L223 197H225V195H235V190H233V188H237V186L241 185L243 186V184ZM94 184V183H93ZM255 184V183H254ZM67 185V186H66ZM100 185H103V183H101ZM105 185V184H104ZM115 185V184H113ZM127 185V184H125ZM187 185V184H186ZM236 185V186H235ZM35 186V185H34ZM108 186V185H106ZM24 187V188H25ZM38 186H36L37 188ZM85 187V188H86ZM94 187V186H93ZM175 187V186H173ZM42 188V187H41ZM53 188V189H52ZM96 188V187H95ZM94 188V189H95ZM102 188L104 189V186H102ZM111 188V187H110ZM257 188V189H258ZM55 189V190H56ZM98 189V188H97ZM256 189V190H257ZM30 190V188L28 189ZM54 190V192H55ZM100 190V189H98ZM95 190V191H98ZM102 190V189H101ZM84 191V190H83ZM53 192V191H51ZM50 192V193H51ZM127 192V191H126ZM89 193V192H88ZM52 194V193H51ZM59 194V193H58ZM80 194V193H79ZM127 194V193H126ZM130 194V193H128ZM250 194L252 195H256L258 194V192H253L250 191ZM48 195V193L46 194V196ZM82 195V194H81ZM79 195V196H81ZM88 195V194H87ZM49 196V195H48ZM78 197V196H77ZM259 196H257L258 198ZM262 197V196H261ZM74 198V197H73ZM149 198V197H148ZM159 198V197H158ZM162 198V197H161ZM249 198V197H248ZM248 198H244L241 202V204L238 205V211L240 213H242L243 215L246 213H243L244 208L250 205H253V207H257L259 205H256L257 202L256 200L254 202H248L247 200H250ZM255 198V196H254ZM154 199V198H153ZM152 199V200H153ZM201 200V204H198V200ZM260 199V198H259ZM122 200V199H121ZM142 200V199H141ZM70 201V200H69ZM131 201V200H130ZM151 201V200H150ZM74 202V201H73ZM121 202V201H120ZM262 202V200H261ZM48 203V202H47ZM46 203V204H47ZM59 203V202H58ZM109 203V202H108ZM118 203V202H116ZM114 202V204H116ZM129 203V202H128ZM127 203V204H128ZM133 203V202H132ZM141 203V202H140ZM143 203V202H142ZM49 204V203H48ZM63 204V203H62ZM107 204V203H106ZM111 204V203H110ZM113 204V205H114ZM125 204V202H124ZM179 204V208L183 213L182 214H175L172 213L173 211H176V205ZM37 205V204H36ZM112 205V204H111ZM110 205V207H112ZM119 205V204H118ZM123 205V204H122ZM135 205V204H134ZM137 205V204H136ZM212 205V204H211ZM46 205L42 204V206H36L34 209H32V211L28 214V217L30 214L33 213H37L38 210H42V208H44ZM95 206V205H94ZM130 206V205H129ZM31 207V206H30ZM29 207V208H30ZM33 207V206H32ZM96 207V206H95ZM100 207V206H98ZM107 207V206H106ZM121 207V206H120ZM128 207V206H127ZM214 207V206H213ZM211 207V208H213ZM252 207V206H250ZM260 207V206H259ZM264 207V206H263ZM28 208V209H29ZM126 208V207H125ZM140 208V207H138ZM236 208V207H235ZM27 209V210H28ZM127 209V208H126ZM132 209V208H131ZM175 209V210H174ZM207 209V208H205ZM221 209V208H220ZM26 210V209H25ZM24 210V211H25ZM26 210V211H27ZM30 210V209H29ZM219 210V209H218ZM217 209H215L213 212H211L209 215H202V219H212V218H216V216H219V211ZM225 210V209H224ZM222 210V211H224ZM234 211V208L232 209ZM8 211V210H7ZM21 211V210H20ZM169 211V213H167ZM179 211V210H178ZM227 211V210H226ZM225 211V212H226ZM230 211V210H229ZM233 211H231L230 213H233ZM261 210L258 211V209H253L251 211H249L248 213L256 215L254 218H252V220L254 222H258L260 221V219H258L259 216V212ZM23 212V211H22ZM22 212H20L22 214ZM91 212V211H90ZM122 212V211H121ZM125 212V211H124ZM155 212V213H156ZM223 212V213H225ZM236 212V211H235ZM238 212V213H239ZM16 213V212H15ZM25 213V212H24ZM35 213V214H36ZM39 213V212H38ZM185 213V214H184ZM228 213V212H227ZM247 213V214H248ZM13 214V213H12ZM34 214V215H35ZM149 214V215H150ZM248 214V215H249ZM263 214V213H261ZM40 215V214H39ZM88 215V214H87ZM108 215V214H107ZM222 215V214H221ZM32 216V215H31ZM54 215H52V217L50 216V218H53ZM57 216V215H56ZM78 216V215H77ZM114 216V215H113ZM241 216V214H240ZM27 217V216H25ZM66 217V216H65ZM72 217V216H71ZM82 217V216H81ZM186 217V218H183ZM190 217V216H189ZM222 217V216H221ZM226 217V216H225ZM229 217V216H227ZM226 217V218H227ZM232 217V216H231ZM236 217V216H235ZM49 218V219H50ZM119 218V217H118ZM117 218V219H118ZM122 218V217H121ZM120 218V219H121ZM191 218V217H190ZM200 218V217H199ZM22 219V218H21ZM43 219V218H42ZM41 219V221H42ZM48 221V218H44ZM70 219V218H69ZM98 219V218H97ZM198 219V218H197ZM45 220V222H46ZM88 220V219H87ZM101 220V219H100ZM114 220V219H113ZM143 220V219H142ZM169 220V221H170ZM190 220V219H189ZM193 220V219H192ZM196 220V219H195ZM215 220V219H214ZM261 220H264V217L261 218ZM65 221V220H64ZM73 223V220H70ZM86 221V220H85ZM120 221V220H119ZM146 221V220H145ZM168 221V220H167ZM187 221V220H186ZM191 221V220H190ZM205 221V220H204ZM208 221V220H206ZM250 221V220H249ZM44 222V223H45ZM75 222V221H74ZM94 221H92L91 223H93ZM109 222V221H108ZM136 222V221H135ZM140 222V221H139ZM216 222V221H213ZM261 222V221H260ZM258 222V223H260ZM53 223V221L51 222ZM50 223V224H51ZM97 223V222H96ZM99 223V222H98ZM104 224H106L105 222H102ZM252 223V222H251ZM42 224V223H41ZM63 224V223H62ZM78 224V223H77ZM217 224V223H216ZM230 224V223H229ZM232 224V223H231ZM49 224H47L48 226ZM93 224H90V226ZM255 225V224H254ZM260 225V224H258ZM37 226V225H36ZM38 226H41L40 224ZM68 226V225H66ZM85 226V225H84ZM89 226V227H90ZM50 227V225H49ZM80 227V226H79ZM83 227V226H82ZM88 227V226H87ZM96 227V226H95ZM98 227V226H97ZM102 227V225H101ZM178 227V225H177ZM181 227V226H179ZM178 227V228H179ZM92 228V226H91ZM172 228V227H171ZM174 228V227H173ZM260 228V227H257ZM76 229V228H75ZM86 229V228H85ZM84 229V230H85ZM88 229V228H87ZM86 229V231H87ZM95 230V228H94ZM93 231V230H92ZM116 231H125L122 235H116L114 232ZM174 231V230H171ZM176 231V230H175ZM85 232V231H84ZM98 232V231H97ZM100 232V231H99ZM216 232V231H215ZM82 233V232H81ZM86 233V232H85ZM106 233H112L113 236L109 239V240H105L103 238H97L95 240V243L93 244H89L85 241H81L78 239H72L70 243H68L67 240H63V239H59L58 237L52 236V235H45L44 238L45 239H50L52 241H61V243L64 245V249L63 250H59L57 249L58 247H54V245H51L49 243H44L43 247H40L39 249H34V246L32 247L31 243L29 242H24V243H20L22 244L21 247L17 246L20 245L17 243V241L15 239L6 237L2 234H0V239H3L4 242L6 243V249H2V246L0 248V250H4L2 252V254L6 257H11L13 260L10 262L7 261H0V264H27V263H37L38 261H43L45 264H50L51 260H55V261H59V260H63V261H67L66 264H70L74 261H76L77 257L80 259H87L89 256H91V254L98 252V253H102L104 256L103 258L107 257L109 254L112 253V251L119 245V243L129 237V236H133V235H142V232H140L137 229H125V226H121V225H116L113 228H111L109 231H107ZM105 233V234H106ZM190 233V232H189ZM220 233V232H219ZM24 234V233H23ZM170 234V233H169ZM218 234V233H217ZM216 234V235H217ZM37 235V234H36ZM43 235V234H42ZM103 235V234H102ZM173 235V234H172ZM221 235V234H220ZM218 235L213 236V235H209L207 234V232L205 234H201L200 237V242L198 243V245L196 246V248H194L195 252H187L186 254L184 253H179L182 250H187L188 246H189V241L191 239V236H188L184 233V238L180 241H175L172 243V245H169L171 243H169V241L167 242L168 245H164L162 243H158V242H154L153 241V245L152 247H154L156 249V251H158L157 253L159 254H169V257L164 258V260L159 261L158 264H180V262L187 260L188 258H193V255H199V261L203 264H252V259H250L251 254H253V248L251 249L248 246H245L246 244H249V242L247 243L246 241H244L243 243L237 242V243H231V242H224L222 245H215V243H221L220 241L221 236ZM98 236V235H95ZM101 236V235H99ZM144 236V235H143ZM235 237L237 236L236 234L234 235ZM80 237V236H79ZM172 237V236H171ZM173 237H175L173 235ZM208 237V239L206 238ZM43 237L41 238H37V239H41L42 240ZM71 238V237H70ZM134 238V237H133ZM144 238V237H143ZM146 238V237H145ZM83 239V237L81 238ZM44 240V239H43ZM131 240V239H130ZM141 240V238H140ZM148 240V237H147ZM224 240V239H223ZM49 241V240H48ZM144 241V240H143ZM149 241V240H148ZM195 241V240H194ZM198 241V240H197ZM3 242V241H2ZM22 242V241H21ZM142 242V241H141ZM258 242V241H257ZM127 243V242H126ZM165 243V242H164ZM35 244V243H34ZM37 244V243H36ZM41 244V243H40ZM123 244V243H120ZM259 244V243H258ZM16 245V246H15ZM39 245V243L37 244ZM41 245V246H42ZM130 247V244H128ZM133 245V244H132ZM5 246V245H4ZM134 246V245H133ZM262 249H264V244L263 241L260 242L259 245ZM38 247V246H37ZM123 248V247H122ZM136 248V247H135ZM118 249V247H117ZM1 250V251H2ZM120 250V249H119ZM124 250V249H123ZM128 251V249H125V251ZM257 250V249H256ZM155 251V250H154ZM184 251V252H185ZM259 251V250H258ZM263 251V250H262ZM124 252V251H123ZM153 252V251H151ZM179 253L180 256H174V254ZM261 253V251H260ZM122 254V253H121ZM98 255V254H97ZM152 255V254H151ZM257 255V254H255ZM252 255V256H255ZM262 255V254H260ZM264 255V254H263ZM94 256V255H93ZM99 256V255H98ZM161 256V255H160ZM1 257V256H0ZM153 257V256H152ZM162 257V256H161ZM160 257V258H161ZM259 257V255H258ZM2 258V257H1ZM253 258V257H252ZM5 259V258H4ZM3 259V260H4ZM76 259V260H75ZM81 259V260H82ZM264 260V258H262ZM106 260V259H105ZM190 260V259H189ZM70 261V262H69ZM93 261V259H92ZM91 261V262H92ZM107 261V260H106ZM198 261V260H197ZM85 262V261H84ZM83 262V263H84ZM100 262V261H99ZM58 263V262H57ZM200 263V264H201ZM77 264V263H76ZM89 264V263H88ZM96 264V263H94ZM195 264H198L197 262H195Z\"/></svg>",
  "mask_w": 264,
  "mask_h": 264
}]
</instances>
